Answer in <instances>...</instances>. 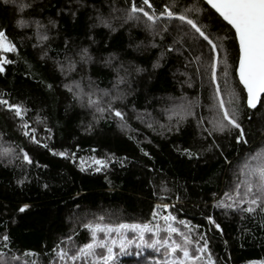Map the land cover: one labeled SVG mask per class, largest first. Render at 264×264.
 <instances>
[{
	"label": "trees",
	"instance_id": "obj_1",
	"mask_svg": "<svg viewBox=\"0 0 264 264\" xmlns=\"http://www.w3.org/2000/svg\"><path fill=\"white\" fill-rule=\"evenodd\" d=\"M0 34V264L264 263V95L202 0H0Z\"/></svg>",
	"mask_w": 264,
	"mask_h": 264
},
{
	"label": "water",
	"instance_id": "obj_2",
	"mask_svg": "<svg viewBox=\"0 0 264 264\" xmlns=\"http://www.w3.org/2000/svg\"><path fill=\"white\" fill-rule=\"evenodd\" d=\"M202 1L234 33L238 48L236 78L247 108L254 110L264 95V0Z\"/></svg>",
	"mask_w": 264,
	"mask_h": 264
},
{
	"label": "rangeland",
	"instance_id": "obj_3",
	"mask_svg": "<svg viewBox=\"0 0 264 264\" xmlns=\"http://www.w3.org/2000/svg\"><path fill=\"white\" fill-rule=\"evenodd\" d=\"M5 49H7V47ZM76 96L78 97V99L83 100L82 103L87 104L88 108L93 109V111L97 110L98 113H101L104 110H105V112L108 109L111 110V107L109 106L110 105V101L108 99V96H107L106 92H100V91L97 92V91H93V90L87 91V90H84V89H80V90L78 89L77 92H76ZM210 111L212 112V115L215 116L214 111L213 110H210ZM172 115H175L176 117H180V116H184V115L189 117V116L192 115V111L188 108V105L186 103H182V105L180 104L178 110L174 111L172 113ZM175 116L173 118H175ZM166 118L170 119V117H166ZM216 118H217V116H216ZM214 125H215V127H213V129L220 130V128L221 129L226 128V125L222 124V122L220 120H218V123H217V121H214ZM256 161H261V162L264 161V154L262 152L257 153L252 158L249 157V162L241 164L240 175H241L242 178L240 180L242 182H245V179L247 178V175L248 176L250 175L249 173H246L245 170L247 172H250V167L251 166L254 167ZM259 165H260V163L258 162L257 163V170L259 169ZM261 172L264 174V170H262ZM261 172H258V173H261ZM243 177H245V179ZM240 193L241 192L231 193V194L238 196ZM257 204H260V203L257 202ZM161 212H163L164 214L160 215ZM161 212L159 211L158 218L161 220V222L165 221V224L167 225L169 221L171 222V218H172L171 214L169 213V209L167 208V206L164 205L162 210H161ZM91 228H92L93 234L97 235V234H95V232H98V230H97L98 228H95V227L94 228L91 227ZM146 229H147V226H146ZM177 229H180V228L178 227ZM178 231H180V230H178ZM121 240H123V239H121ZM121 240H120V243L124 242L123 243L124 246H125L124 248H127L128 245H129L128 241L127 240L126 241H121ZM95 246H96V244L91 243V244L88 245V247L78 250L77 253H78V255L80 253L81 254L82 253L83 254L89 253L88 250H90L92 248H95ZM175 247H177L176 248L177 251H181V248L182 249L184 248L183 251H185V252L184 253L182 252V254L180 255L179 259L173 258L175 261L173 259H170L171 255L167 256V254H170V253L166 252V255H164V259L165 260H163L165 264H208L207 262H209V264H212L211 261L209 260L208 254L205 251V248L202 247V246H198L197 245L196 248H189L190 247L189 246V241H186V242H184L181 245L178 244L176 246L175 245L172 246V248H175ZM61 253H63V251ZM61 256H62V254H61ZM64 259H66V258H64ZM111 259H113V258H111ZM69 261L72 262L74 260H70L69 259ZM64 262H67V261L63 260L62 263H64ZM138 264H150V263L144 262V259H143L142 262H139ZM250 264H264V263L256 262V263H250Z\"/></svg>",
	"mask_w": 264,
	"mask_h": 264
}]
</instances>
